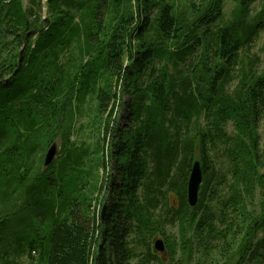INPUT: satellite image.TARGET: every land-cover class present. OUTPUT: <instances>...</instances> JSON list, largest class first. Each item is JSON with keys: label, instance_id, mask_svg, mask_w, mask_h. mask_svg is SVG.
I'll return each mask as SVG.
<instances>
[{"label": "trees", "instance_id": "16d2710c", "mask_svg": "<svg viewBox=\"0 0 264 264\" xmlns=\"http://www.w3.org/2000/svg\"><path fill=\"white\" fill-rule=\"evenodd\" d=\"M27 1L0 0V244L10 237L9 248L36 264H151L157 256L150 239L177 224L190 254L193 246L205 252L237 241L234 264H264V148L257 132L264 70L244 67L227 91L239 52L259 36L264 11L250 16L253 0H236L243 9L213 28L224 0L191 3L190 18L165 0H49L55 21L34 41L30 33L44 20L35 10L40 0ZM107 9L116 17L102 41L94 31ZM108 77L122 83V92L112 91ZM125 91L131 95L127 124L114 126ZM89 96L106 116L102 168L107 158L113 166L98 191L107 190L103 217L104 203L90 216L91 203L83 214L75 198L89 151L66 130L69 109ZM59 135L58 164L37 175L32 158ZM219 152L225 171L217 169ZM195 160L203 183L191 208L187 183ZM256 196L254 216L249 208ZM21 197L24 208L16 203ZM21 227L30 229L23 237ZM167 242L175 258L177 241Z\"/></svg>", "mask_w": 264, "mask_h": 264}, {"label": "rangeland", "instance_id": "374dc122", "mask_svg": "<svg viewBox=\"0 0 264 264\" xmlns=\"http://www.w3.org/2000/svg\"><path fill=\"white\" fill-rule=\"evenodd\" d=\"M166 4H169L173 7V10L181 13L186 12L188 17L190 18V5L201 3V0H165ZM24 5L28 6V1L24 0ZM243 7L240 6V2L236 0H224V5L222 8L221 17L215 23L213 28H218L229 23L236 13H238ZM38 15L41 17L42 20L40 24H38L37 29L30 33V36L34 35L33 40L36 41L38 38V33L40 30L47 29L49 27V23H53L55 21L54 16L50 13L49 10V0H40L38 3L37 8ZM250 16L258 15L264 11V0H253L251 6L249 8ZM103 16V17H102ZM157 16V10H152L151 14L149 15L150 19V27L155 25V17ZM116 13L112 9H107L106 12L101 15L98 19L101 21V24H98L97 28L95 29V38L98 36L100 40H105L107 37L109 38L110 30L112 28V20L115 19ZM187 17V18H188ZM48 21H50L48 23ZM148 27V31H150ZM151 36H154V30L151 32ZM138 41L135 40L133 42L134 46H138ZM76 49V48H75ZM74 49V50H75ZM24 47L20 48V51H23ZM19 51V52H20ZM71 53V52H70ZM77 51H75L72 56H77ZM239 59L240 62L234 67L232 79L230 80L227 91L232 92L239 81L240 72L244 67L249 68L250 66L253 67V70L256 73L264 70V25L259 32V36L255 40V42L251 45L250 48L245 47L239 52ZM24 58H22V61ZM67 58L63 59V62H66ZM124 63H127V58L124 59ZM184 66V65H183ZM183 68V67H182ZM173 67H171V71L174 72ZM108 84H112V91H119L121 90L120 85L122 83H116L115 78L108 77L107 79ZM100 85L104 86L105 81H100ZM122 92V90H121ZM122 101L124 105L122 107H118L116 114L113 118H115L114 126L118 127H125L127 124V101H129L131 95L129 92L125 91L122 93ZM106 116H101L98 113V101L95 97L89 96L87 100L78 105V101L74 102V107L69 109L68 119L66 121V130L70 134L71 142H73L77 147L82 149H88L89 157L85 160V164L83 169L87 171L88 174L80 178V184L83 186V191L80 192L75 196L77 202L80 204V208L83 214L88 213V205L91 203V207L89 210V215H95L98 207H101L104 203L106 204V194L105 192L99 193V189L101 184L103 183L106 175L113 174V166L112 160L110 158L105 159L107 164L106 170L102 168V155L107 153V145L103 142V126L105 123ZM114 120V119H113ZM204 121H202L203 123ZM228 133H233V127L230 124L227 127ZM258 135L260 136V146L261 149L264 148V121L259 124L258 127ZM66 133V131H64ZM54 142L57 143L61 150L64 144V139L62 136H56L54 138ZM49 145L45 148L43 154H35L31 160L32 168L37 175H40L42 172L46 170L43 169V160L46 150L48 149ZM104 150L102 152V148ZM59 156L56 159L57 161L60 159ZM217 162V169L225 171L227 166V159L225 156L222 155V152H219L218 157L215 158ZM55 164V163H54ZM58 164V163H57ZM168 202L172 207H176L178 204L177 198L174 195H169L167 197ZM18 205L21 208H24V199L21 197L20 201H17ZM258 204H259V197L256 196L254 203L250 205V210L254 213V216L258 214ZM21 226V225H20ZM20 235L23 237L25 236L30 229L29 228H22L19 229ZM11 233L16 234V231L11 228ZM10 238V237H9ZM9 238L5 239L3 244H0V264H36V262L31 263L29 257L24 254H15L12 249L9 248L7 245ZM174 239L177 241V253L176 257L172 258L169 250H168V242L167 239ZM190 238V237H189ZM181 236L179 232V228L177 224H167L163 227V231L156 233L151 239V247H152V254L157 256V260L151 264H234L237 261L236 253L239 251V244L237 241H229V243H220V244H212L213 248L206 250L205 252L196 250L193 244V253H189L187 248L183 249V245L180 242ZM157 240H162L165 245L164 252H157L154 249V244ZM187 247V246H186ZM9 251V254L4 256L3 253ZM142 252V250H138ZM20 255V256H19ZM35 257L38 254L34 255Z\"/></svg>", "mask_w": 264, "mask_h": 264}, {"label": "water", "instance_id": "95a60500", "mask_svg": "<svg viewBox=\"0 0 264 264\" xmlns=\"http://www.w3.org/2000/svg\"><path fill=\"white\" fill-rule=\"evenodd\" d=\"M60 156V149L56 142H53L44 155L43 169L50 168L56 159ZM203 183V169L199 160H195L192 163L190 175L187 183V202L191 208L197 206L199 201L200 188ZM106 211V205L102 210V217ZM154 249L157 252H164L165 245L162 240H157L154 244Z\"/></svg>", "mask_w": 264, "mask_h": 264}]
</instances>
